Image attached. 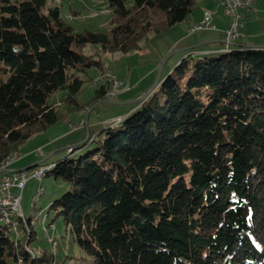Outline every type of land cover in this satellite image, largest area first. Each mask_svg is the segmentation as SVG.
I'll return each mask as SVG.
<instances>
[{
	"label": "trees",
	"instance_id": "1",
	"mask_svg": "<svg viewBox=\"0 0 264 264\" xmlns=\"http://www.w3.org/2000/svg\"><path fill=\"white\" fill-rule=\"evenodd\" d=\"M109 6L110 30L76 32L49 0H0V166L35 133L109 98L110 82L79 100L80 73L101 67L83 46L135 49L185 22L196 0ZM61 89L63 111L48 101ZM69 150L45 163L69 183L49 207L93 264H264V48L184 55L136 109ZM24 228L22 244L0 222V264L49 263Z\"/></svg>",
	"mask_w": 264,
	"mask_h": 264
},
{
	"label": "rangeland",
	"instance_id": "2",
	"mask_svg": "<svg viewBox=\"0 0 264 264\" xmlns=\"http://www.w3.org/2000/svg\"><path fill=\"white\" fill-rule=\"evenodd\" d=\"M133 4L134 0H126L127 6ZM49 5L59 6L61 17L68 21L76 32L110 30L115 17L109 6V0H49ZM251 9V15L240 27L243 36L239 37L237 42L264 44V0H255L254 8ZM205 12H211L216 28L189 32L188 29L200 20ZM229 20L224 6L217 0H196V6L185 22L173 26L167 32L154 33L141 38L139 46L135 49L125 52L104 51L93 43L83 46L82 53L93 55L100 60L102 69L94 64L86 69L85 74L80 73L84 79V88L78 94L79 100L88 102L95 96L98 83L110 82L109 98L116 102L92 103L87 108L88 111L93 106L88 114V127L84 121L87 112H76L47 129L35 133L19 144L18 150L12 153L13 160L10 164L1 165L0 170H3L5 165H10L9 167L14 169L26 168L40 160L46 165L45 163H52L68 155L69 146L82 142L88 132L93 136L101 137L105 127L120 122L137 108L138 104L128 101L142 96L153 85L161 65H163L162 74L166 75L184 55L208 53L210 52L208 49L219 50L223 48L222 46L226 47V41V43L217 41L193 45L209 39H223ZM223 26H225L224 29H222ZM229 46L234 45L229 43ZM107 71L115 75L117 82L121 84L120 87L109 80V76H106ZM102 73L105 76H101ZM156 88H160V84ZM65 95L66 90H58L48 97V101L55 104L61 111L66 110ZM81 121L83 125H79ZM92 146L93 143H90L88 146L77 149L73 155L83 153ZM39 149H43L45 155L39 154ZM56 149L54 154L44 159ZM68 189L69 183L65 179L54 174L46 175L45 170L38 177L35 175L29 177L22 190L21 210L24 217L30 219L31 223L27 224V220L26 224L20 222L19 237L21 243L25 244L28 235L24 226L27 228L30 225L34 234L28 247L37 255L46 253L49 256L48 264H93L90 256L74 240L73 233L65 229L63 218L57 216L56 211L49 207L54 199ZM12 191L14 194L21 193L16 187H13ZM0 222H3L1 217ZM46 228H50L49 232ZM48 233L52 241L49 240ZM10 264H22V262L11 260Z\"/></svg>",
	"mask_w": 264,
	"mask_h": 264
},
{
	"label": "built area",
	"instance_id": "3",
	"mask_svg": "<svg viewBox=\"0 0 264 264\" xmlns=\"http://www.w3.org/2000/svg\"><path fill=\"white\" fill-rule=\"evenodd\" d=\"M225 8V14L230 18L226 29L224 30V38L227 42V47L229 46L230 41L237 40L242 33L240 27L243 24L245 19V14L254 8L255 0H217ZM204 28H216V24L213 21L211 12H205L204 16L194 23L189 29V32H197ZM106 76H109V80L115 82V84L120 87V83L117 82V79L112 72L107 71ZM115 92V91H113ZM112 92V93H113ZM79 125H83V121ZM39 154H43L44 150L39 149ZM10 165H5L3 172L0 173V203H8L12 206V213H4L3 215H8L12 217V224L14 225L16 231L20 233L19 228L15 224L16 216H23L21 210V199H22V190L25 187L26 181L29 177L35 175L38 177V173L44 164H38L37 166L28 168H20L9 170ZM8 170V171H7ZM7 171V172H5ZM31 171V174H30ZM16 187L20 190V194H14L12 188ZM1 217V216H0ZM50 228H46L49 232ZM49 240L51 236L49 235Z\"/></svg>",
	"mask_w": 264,
	"mask_h": 264
},
{
	"label": "water",
	"instance_id": "4",
	"mask_svg": "<svg viewBox=\"0 0 264 264\" xmlns=\"http://www.w3.org/2000/svg\"><path fill=\"white\" fill-rule=\"evenodd\" d=\"M213 41H216V40L215 39L205 40V41H202V42H198V43L194 44L193 46L203 45V44H207V43H210V42H213ZM222 41L225 42V39H222ZM230 43H231V45L240 46V47L242 46V47H261V48H264V44L242 43V42H237V41H232ZM162 66L163 65H161L160 68H159V72L157 74L156 80L153 83V85L142 96H140V97H138V98H136L134 100H130L128 102L140 104V103H142L156 89V87L161 83V79H162ZM98 102H116V101L115 100H112L110 98H103V99L98 100ZM92 107L93 106H91L89 108V110L86 113L85 119H84L85 125L87 127H88V114H89L90 110L92 109ZM88 137H89V132L87 134V137L82 142L86 141L88 139ZM82 142H80V143H82ZM49 156H50V154L47 155V156H45L44 159L48 158ZM40 162L41 161H39L37 163H40ZM1 172H2V170H0V173Z\"/></svg>",
	"mask_w": 264,
	"mask_h": 264
},
{
	"label": "bare ground",
	"instance_id": "5",
	"mask_svg": "<svg viewBox=\"0 0 264 264\" xmlns=\"http://www.w3.org/2000/svg\"><path fill=\"white\" fill-rule=\"evenodd\" d=\"M104 73L101 74V76H103ZM105 76V75H104ZM14 154H11L9 155L8 157H6L3 162H2V165L4 164H10V162L13 160ZM32 167V166H31ZM50 166L48 165H44L41 170L39 171L38 173V176L42 174L43 170L47 171V169L49 168ZM4 213H12V206L8 203H0V216L1 218L3 219V221L7 224H9L13 231L15 232V234H17L19 236L20 233H18L14 227V225L12 224V217L11 216H8V215H3ZM20 222H24L26 224V218L23 216H16L15 217V224L16 226L19 228L20 230ZM23 225V224H22ZM50 241H52V237L50 238Z\"/></svg>",
	"mask_w": 264,
	"mask_h": 264
},
{
	"label": "crops",
	"instance_id": "6",
	"mask_svg": "<svg viewBox=\"0 0 264 264\" xmlns=\"http://www.w3.org/2000/svg\"><path fill=\"white\" fill-rule=\"evenodd\" d=\"M225 28V26H223L222 27V29H224ZM222 32H223V30H222ZM224 39V38H223ZM239 39V38H238ZM216 41H213V42H224V41H222V39H215ZM240 42H242V43H246L247 41H240ZM226 43V42H225ZM223 48H221V49H225V46H222ZM227 47V46H226ZM216 50V48H212V49H208V50H210V51H212V50ZM57 151V149L56 150H54L52 153H50V156L52 155V154H54L55 152ZM41 161V160H40ZM37 162H39V161H37ZM37 162H35V163H32V164H30V165H28L26 168H32V167H34V166H37L38 165V163ZM32 166V167H31ZM14 168H10L9 167V170H13ZM8 171V170H7Z\"/></svg>",
	"mask_w": 264,
	"mask_h": 264
}]
</instances>
